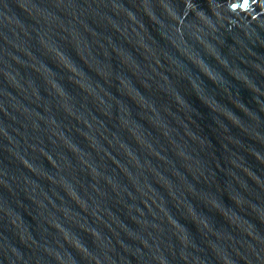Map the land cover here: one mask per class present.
Listing matches in <instances>:
<instances>
[{
	"label": "water",
	"instance_id": "1",
	"mask_svg": "<svg viewBox=\"0 0 264 264\" xmlns=\"http://www.w3.org/2000/svg\"><path fill=\"white\" fill-rule=\"evenodd\" d=\"M0 264H264V0H0Z\"/></svg>",
	"mask_w": 264,
	"mask_h": 264
}]
</instances>
